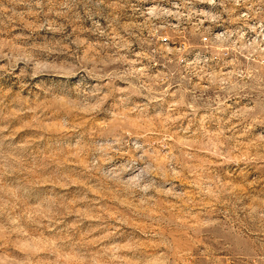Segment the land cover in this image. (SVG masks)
<instances>
[{
  "label": "clouds",
  "instance_id": "9594fccd",
  "mask_svg": "<svg viewBox=\"0 0 264 264\" xmlns=\"http://www.w3.org/2000/svg\"><path fill=\"white\" fill-rule=\"evenodd\" d=\"M147 2L0 0V76L15 75L21 89L31 86L58 110L71 107L84 115H106L96 132L100 139L94 144L103 147L93 149L91 174L103 175L110 168L126 175L151 171L165 182L154 188L179 196L183 193H176L171 181L184 173L198 177L193 187L218 206L206 211L195 226L206 242L202 254L227 252L234 264H264V196L246 198L235 185L222 180L212 159L216 158L217 166L264 168V0H180L173 5L175 11L163 6L166 0H151L150 8L139 7ZM197 3L210 9L197 10ZM126 10L131 11L132 22L122 23ZM170 18L178 23H169ZM83 24L90 26L83 28ZM68 25L73 26L71 32ZM12 27L27 29L29 34L2 38ZM217 27L223 32L214 33ZM41 30L53 36H45L42 44L32 42V34ZM84 31L106 38L105 42L89 46L80 37ZM145 31L148 37L143 36ZM161 31L187 46L169 49L163 45L152 54L140 53L147 65L129 59V54L137 55L132 52L134 43L151 45L149 38ZM155 53L166 61V70L152 72L158 63ZM193 77L202 83L193 84ZM20 108L32 110L23 104ZM150 112L165 115L169 127L186 117L196 131L182 128L188 139L179 149L161 155L152 142L155 128L144 127ZM221 114L227 116V124ZM209 121L217 122L213 133L205 127ZM61 123L70 127L67 118ZM241 130L249 144V151L243 153L235 147ZM5 131L7 127L0 128V133ZM200 152L208 156L201 159ZM122 156L128 158L117 161ZM10 191L6 187L5 195ZM150 191L147 185L139 187L142 201L145 196L151 199Z\"/></svg>",
  "mask_w": 264,
  "mask_h": 264
},
{
  "label": "rangeland",
  "instance_id": "374dc122",
  "mask_svg": "<svg viewBox=\"0 0 264 264\" xmlns=\"http://www.w3.org/2000/svg\"><path fill=\"white\" fill-rule=\"evenodd\" d=\"M171 3L172 0H166L163 6ZM151 6V0L139 5ZM20 10H24L23 6ZM126 11L127 15L121 17L122 23L132 22L131 11ZM169 23L177 22L170 18ZM72 27L68 25L67 30L71 32ZM204 27H208L207 22ZM213 31L219 34L223 28ZM21 33L28 35L29 31L12 27L2 38L11 39ZM55 35L59 37L58 33ZM45 36L51 38L53 34L41 30L32 34V42L45 43ZM143 36L148 37L147 31ZM80 37L89 46L104 43L106 39L87 31L81 32ZM149 39L153 41L151 45L133 44L132 52L137 55L129 54L130 60L147 65L148 60L141 59L140 53L152 54L153 49L163 45L169 49L187 46L165 31ZM155 59L158 63L152 72L166 70V61L159 53H155ZM212 65L216 67L215 62ZM192 80L193 84L202 83L196 77ZM21 104L24 109L30 106L32 110L21 109ZM221 115L227 124V116ZM65 118L70 121L68 128L61 123ZM166 119L163 114L157 116L150 112L144 121V127L155 128L152 142L161 155L173 148L179 149L188 139L182 128L196 131V126L186 117L170 127ZM105 122L104 113L89 116L74 112L71 107L58 110L31 86L21 89L15 75L0 76V128L7 127V131L0 133V264H165L166 258L167 264H225L227 261L234 264L227 252L202 254L206 242L197 235L195 226L206 211H215L218 206L211 197H202L193 187V180L198 177L184 173L172 180L176 185L174 191L183 193L179 196L165 195L161 189L154 188V184L165 182L151 171L133 175H126L119 168H110L103 175L89 172L93 167L90 163L93 149L103 147L94 142L100 139L96 132ZM205 127L213 133L217 122L209 121ZM237 134L240 142L235 147L241 153L249 151L247 137L242 130ZM199 156L203 159L208 153L200 152ZM212 159L222 180L235 185L246 198L264 196V168L243 164L217 166L216 158ZM143 185L151 189V199L145 196L141 200L139 187ZM6 187L11 190L8 195L4 192ZM52 212L56 215L52 216ZM13 228L16 230L11 231ZM162 252L165 256H160ZM112 256L119 259L111 260Z\"/></svg>",
  "mask_w": 264,
  "mask_h": 264
},
{
  "label": "built area",
  "instance_id": "2783aa9c",
  "mask_svg": "<svg viewBox=\"0 0 264 264\" xmlns=\"http://www.w3.org/2000/svg\"><path fill=\"white\" fill-rule=\"evenodd\" d=\"M180 3V0H172V3L168 6V7H172L173 5H178ZM194 7L197 9V10H203L201 9V4L200 3H197L194 5ZM176 21V20H174ZM178 23V21H176ZM176 24V23H175ZM206 24V22H205ZM217 34V32H215ZM225 264H233L232 261H227Z\"/></svg>",
  "mask_w": 264,
  "mask_h": 264
},
{
  "label": "bare ground",
  "instance_id": "6f19581e",
  "mask_svg": "<svg viewBox=\"0 0 264 264\" xmlns=\"http://www.w3.org/2000/svg\"><path fill=\"white\" fill-rule=\"evenodd\" d=\"M201 5H203V9H204V10H209V9H210V6L207 5V4H201ZM169 8H173V6H172V7H169ZM173 9H174V8H173Z\"/></svg>",
  "mask_w": 264,
  "mask_h": 264
}]
</instances>
